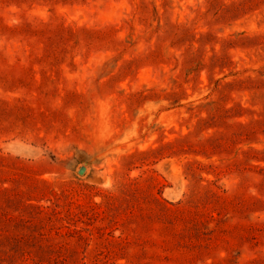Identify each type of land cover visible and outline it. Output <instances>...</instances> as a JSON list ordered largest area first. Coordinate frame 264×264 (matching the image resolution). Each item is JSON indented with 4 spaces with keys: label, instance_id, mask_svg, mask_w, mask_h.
<instances>
[{
    "label": "rangeland",
    "instance_id": "obj_1",
    "mask_svg": "<svg viewBox=\"0 0 264 264\" xmlns=\"http://www.w3.org/2000/svg\"><path fill=\"white\" fill-rule=\"evenodd\" d=\"M0 264H264V0H0Z\"/></svg>",
    "mask_w": 264,
    "mask_h": 264
},
{
    "label": "water",
    "instance_id": "obj_2",
    "mask_svg": "<svg viewBox=\"0 0 264 264\" xmlns=\"http://www.w3.org/2000/svg\"><path fill=\"white\" fill-rule=\"evenodd\" d=\"M86 169H87L86 166L80 167L79 170H78V174H80V175L84 174Z\"/></svg>",
    "mask_w": 264,
    "mask_h": 264
}]
</instances>
